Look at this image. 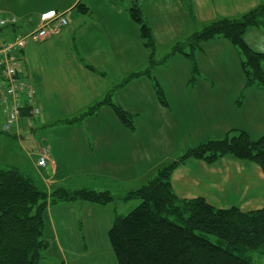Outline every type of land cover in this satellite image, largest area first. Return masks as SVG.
<instances>
[{"label":"rangeland","instance_id":"rangeland-1","mask_svg":"<svg viewBox=\"0 0 264 264\" xmlns=\"http://www.w3.org/2000/svg\"><path fill=\"white\" fill-rule=\"evenodd\" d=\"M141 2L142 0L138 5L142 12V21L152 35V44L145 47L148 55L147 66L144 64L140 69L145 88L142 83L133 85L132 82L118 97L114 100L112 98L113 103L119 106L128 104L127 110L130 113H141V118L134 117L131 121L136 133L132 132V135H129L125 130L131 138L125 134L120 135L122 138L118 134L111 135V141L117 143L114 146L109 144L111 167L101 169L102 174L111 179L96 180L88 173L90 171L72 170L70 172L72 177L62 183L71 191L88 189V185H92L99 190H107L114 196H123L139 189L156 176L158 169L168 166L183 156L182 150L210 140L233 138L240 132H245L251 141L264 136V83L253 77L248 66L242 65L245 58L228 46V42L222 38L201 42L198 45L199 49L194 51V56L191 55V50L189 52V49L184 50L180 46L195 29L200 32L205 26L193 22L188 0H162V8L159 3L156 6L152 1V5ZM248 11L250 10L244 13ZM262 22L264 24V19ZM193 25L196 27L194 28ZM161 26L170 27V32L160 33ZM259 29L260 33L252 34L248 30L244 39L252 50L264 52V26ZM178 46L191 58L179 53L172 54L177 52ZM261 68L264 72V64ZM147 72L150 76L148 80ZM154 86H158L163 92V100L171 103L168 109L157 103ZM35 104L37 105V101ZM184 104H188L190 113L183 109ZM113 115L111 112V130L108 129L107 132L117 133L124 130ZM3 120L0 106V168H15L23 174L33 172L36 151L46 147L49 129L46 126L25 128L18 126L8 133H3L1 130ZM79 123L80 121L70 124L69 130L70 128L75 130L72 125ZM100 128L102 129L101 123ZM44 151L45 165L37 161L36 167L46 172L50 171L49 155L47 149L41 150L40 153ZM83 152L84 148L81 149V153ZM100 153L99 156L103 151L101 150ZM135 155L137 160L133 161ZM234 161L237 162L226 163L230 175L223 182L222 192L216 195L217 198L212 204L216 209L225 210L235 207L241 212L264 208V176L261 170L251 162H239L236 159ZM235 163L238 166L231 169V165ZM36 187L44 193L50 190V186L48 187L43 181ZM139 204V200H130L127 203L115 200L111 206L90 205L99 208L108 206L105 211H111L112 226L114 218L126 216ZM77 212L78 208L75 207L64 208L55 218L61 245L70 248L74 253L83 252L84 242L87 241L79 239L81 235L80 223L76 220ZM96 222L97 236H100L109 226L107 215L99 218L91 214L81 228L90 226V238L99 239L94 237ZM208 238L211 242L218 243L214 237ZM95 253L100 259L99 264H116L108 238L98 242ZM67 257L69 258L68 255ZM77 258L73 257V259Z\"/></svg>","mask_w":264,"mask_h":264},{"label":"crops","instance_id":"crops-1","mask_svg":"<svg viewBox=\"0 0 264 264\" xmlns=\"http://www.w3.org/2000/svg\"><path fill=\"white\" fill-rule=\"evenodd\" d=\"M134 1L140 0H0V13L5 17L17 18L14 27L0 30V46L12 41L17 35L34 31L46 12H67L68 25L62 28L57 36L40 43L27 42L21 51L14 53L20 65L19 75L34 91L35 101L40 109L38 117L34 119L35 126H46L49 129L46 147L36 151V158L33 160L34 171L28 174L38 177V184L43 181L50 186L49 193L56 188L67 187L62 183L72 177L70 174L72 170L90 171L88 173L96 180L111 179L102 174L101 169L111 167L109 144L112 146L117 144L111 141V135L120 133L124 135L125 129L111 133L100 128V123L102 128L103 123L107 124V128L111 126V111L108 108L100 109L98 115L82 118L79 125H72L75 130L72 128L69 130L70 125H67L66 121L78 119L104 95L108 92L111 94V90L114 92L116 85L128 77L141 73L142 65L147 66L148 55L141 41L139 29L128 14V9ZM151 1L156 6L159 3L161 8L163 7L162 0H142L143 3L149 4ZM262 1L188 0L193 22L199 25H206L222 18H236ZM78 3L84 4L89 12L78 13L75 8ZM160 14L162 15V11ZM170 30V27L161 26L159 32L168 34ZM140 77L131 78L130 83L115 91L113 100L132 82L133 85L142 83L145 88L144 78ZM167 103L169 107L171 103ZM121 107L127 110L128 104ZM183 109L191 112L188 104H184ZM131 113L134 117L141 118V113ZM19 126L25 128L29 124L22 120ZM132 132L135 134L136 130L128 134L132 135ZM43 149H47L49 155L50 171L46 172L37 169L35 162ZM101 150L103 153L99 156ZM135 160L137 155L133 157V161ZM229 162L237 161L230 157H223L214 164H207L201 160L187 161L171 175V188L174 194L183 200L203 198L209 205L215 207L212 203L216 200V195L222 192L223 182L230 175L226 167V163ZM236 166L237 163L231 165V169ZM56 170L65 171L66 176L62 179L55 178ZM88 187L98 189L92 185ZM108 206L99 208L89 203L73 202L47 208L42 215V236L47 243L44 252L46 260L41 264H99L100 259L95 251L98 249V242L107 239L106 234L111 226V211H105ZM69 207L78 208L76 220L80 223L79 239L87 240L84 242L83 252L74 253L70 248L63 247L57 235L55 218L64 208ZM91 214L99 218L108 216L109 226L103 230L102 235L97 236L98 224L97 222L95 224L94 237L100 240L90 238V226L81 228ZM78 256L80 257L77 258ZM81 258L83 261H79Z\"/></svg>","mask_w":264,"mask_h":264},{"label":"trees","instance_id":"trees-1","mask_svg":"<svg viewBox=\"0 0 264 264\" xmlns=\"http://www.w3.org/2000/svg\"><path fill=\"white\" fill-rule=\"evenodd\" d=\"M138 2L134 1L130 5L128 14L138 27L141 41L147 48L152 44V35L142 21ZM75 8L81 14L89 12L84 4L78 3ZM263 19L264 0L236 18H222L206 24L200 32L196 30L188 35L180 46L184 50L189 49V52L191 50V55L194 56V51L199 49L201 42L222 38L245 58L242 65L250 68L253 77L264 83V72L261 68L264 64V52L252 50L244 39L248 30L252 34L264 26ZM180 46L172 54L179 53L191 58L183 53ZM17 65L19 72L18 61ZM148 74L147 72L146 77L150 78ZM142 75L143 73H138L128 77L115 86V91L130 83L131 78ZM18 76L24 81L22 76ZM6 83L7 80L0 77V106L4 117L2 132L12 131L22 120L35 127L34 119L38 116H30L24 102L26 99L22 97L18 101L23 109L19 110L16 121L10 122L5 113L6 105L11 101L4 98ZM24 83L27 84L26 81ZM114 92L111 90V94L108 92L104 95L86 113L75 121H66V124L98 115L100 109L108 108L115 115V119L117 118L119 126L128 132L133 131L131 121L134 115L113 103ZM154 94L157 103L168 109V103L163 100V92L158 86H154ZM103 124L102 130L108 131L111 128H107L106 123ZM125 135L131 138L127 133ZM182 152L183 156L158 169L153 179L123 196L90 188L72 191L56 188L50 193H44L36 187L38 177L23 174L15 168H0V264H41L45 260L43 253L47 249V243L42 236V215L48 206L73 202L105 206L115 200L121 203L140 201L126 216L114 218L107 232L116 264H261L262 261L264 264V208L251 212H241L235 207L216 209L203 198L179 199L171 188L173 171L189 160L214 164L223 157H230L255 164L264 176V136L251 141L245 132H240L236 137L210 140ZM40 157L39 154L36 163ZM64 176L65 171H55V178L62 179ZM210 236L218 243L211 242L208 238Z\"/></svg>","mask_w":264,"mask_h":264},{"label":"built area","instance_id":"built-area-1","mask_svg":"<svg viewBox=\"0 0 264 264\" xmlns=\"http://www.w3.org/2000/svg\"><path fill=\"white\" fill-rule=\"evenodd\" d=\"M16 24L17 19L15 17H5L0 13V29L12 27ZM67 24V13L48 11L42 16L36 30L24 35H18L12 42L0 48V77H4L7 80L4 98L11 100L6 105L5 113L11 123L16 121L19 116V110L23 109V105L18 101L19 97L26 99L24 102H26L27 109L32 118L37 117L39 113V109L35 104L34 91L18 76V65L14 52L23 49L28 41L38 42L58 35L60 30L67 26ZM4 98L2 97V101ZM45 160L46 155L44 151L39 159V164L45 165Z\"/></svg>","mask_w":264,"mask_h":264},{"label":"bare ground","instance_id":"bare-ground-1","mask_svg":"<svg viewBox=\"0 0 264 264\" xmlns=\"http://www.w3.org/2000/svg\"><path fill=\"white\" fill-rule=\"evenodd\" d=\"M2 109V108H1ZM13 136V135H12Z\"/></svg>","mask_w":264,"mask_h":264}]
</instances>
